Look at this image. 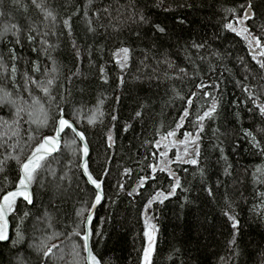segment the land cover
Segmentation results:
<instances>
[{"label": "trees", "instance_id": "1", "mask_svg": "<svg viewBox=\"0 0 264 264\" xmlns=\"http://www.w3.org/2000/svg\"><path fill=\"white\" fill-rule=\"evenodd\" d=\"M36 3L43 9L33 0H0V28L13 24L20 28L15 35L8 32L0 37V63L6 65L0 68V88L16 101L15 106L0 104V194L15 188L19 162L43 136L54 133L51 119L47 126L42 122L45 114H55V108L50 110L48 97L36 85L25 90V73L37 81L54 77L51 95L57 103L61 95L69 97L61 106L66 108V118L75 120V127L84 135L88 173L102 182L103 198L95 207L93 224L102 236L93 233L90 239L101 264H142L146 223L157 229L152 264H264V201L259 195L264 193V172L257 173L258 167L264 170V154L244 135L245 130L252 131L264 145V119L258 110L255 115L249 111L253 105L243 87L254 93L264 91V69L253 60L256 53L247 42L224 27L244 15L247 2ZM251 3L254 18L244 25L264 45V0ZM45 11L55 19L46 17ZM157 25L164 32L157 31ZM45 32L48 44L54 46L48 49L56 62L57 71L52 76L44 74L45 68H53L52 61L43 51L39 57L31 51L41 46ZM28 35L36 38L35 44L27 40ZM16 39L21 44H16ZM194 43L205 46L197 49L192 47ZM124 47L129 54L121 68L123 53L119 49ZM9 48L22 57L16 63L14 82ZM76 50L81 53L79 58ZM256 57L264 62V56ZM33 62L40 72H33ZM202 83L207 87L199 89ZM204 92L221 100L214 116L204 121L198 164L175 162L180 187L163 203L155 202L152 212L144 217L146 202L172 183L167 171L158 165L157 141L172 130L180 138L185 132L195 135L197 115L212 103ZM193 93L197 95L193 97ZM33 98L39 103L33 104ZM258 102H264V95ZM17 107L23 108L19 117L15 115ZM185 108L190 115L181 122L183 127L176 129ZM97 109L102 115L96 114ZM137 112L141 116L137 117ZM89 118H93L92 123ZM81 156V143L67 130L30 187L33 203L18 198L8 216L10 239L0 242V264H17L18 257H23L24 264H43L45 260L46 264H83L85 253L76 247L82 241L69 233L78 223L77 210L91 208L96 190L82 174ZM13 157H19V162ZM145 176L148 179L139 187L140 178ZM225 211L238 221L236 229ZM18 227L24 239L13 246ZM53 232L59 235L53 236ZM234 233L235 247L229 245ZM42 242L40 254L36 247H30ZM53 245L52 254L44 258L42 251Z\"/></svg>", "mask_w": 264, "mask_h": 264}, {"label": "snow or ice", "instance_id": "2", "mask_svg": "<svg viewBox=\"0 0 264 264\" xmlns=\"http://www.w3.org/2000/svg\"><path fill=\"white\" fill-rule=\"evenodd\" d=\"M16 2V0H14ZM33 4L40 9H43L42 4H37L36 0H33ZM253 5L251 3V0H249V3L246 7L242 9L244 15L237 19V24L240 25L239 29L235 27L233 24L229 23L226 24L224 27L234 33H236L237 36L242 37L248 45L251 47L253 44L257 49H264V45H262L261 38L254 36L251 31L249 30V27L244 26V22L248 20H252L254 18V13L252 11ZM105 11H108V9H105ZM228 11H233L229 9ZM46 17H52L54 20L55 17L50 11H45ZM0 15H3V13H0ZM141 21H143L144 17H140ZM65 27L69 28V33H71V28L69 26V21H64ZM157 31L164 32V29L162 27H159V25L156 26ZM92 29L90 28V31ZM8 32H12L13 35L20 32V28L13 24L11 26L5 25L2 28H0V37L5 36ZM48 36V33L45 32L41 36L40 47H33L31 51L37 53V56L41 54L43 51L44 55L52 61L53 68L51 70H48L45 68V76H52L53 73L57 71L55 67V60L52 59L51 54L49 53L48 49L53 48V45L48 44V41L46 37ZM27 40L31 42L32 44H35L36 38L32 35H28ZM16 44H21L20 39L15 40ZM46 46V47H45ZM205 45L203 44H193L192 47L200 49L203 48ZM75 48V45H73ZM121 53H123V60L120 61L121 68H124L126 66L127 60H128V54L129 49L127 47L119 49ZM261 56H264V50L260 51L259 53ZM81 55L79 50H76V56L79 58ZM8 56L10 58V61L12 62V76H13V82L15 81V77L17 75V67L16 63L22 58L20 57L14 48L8 49ZM253 60H256V62L259 64L261 69H264V62L257 60V57L255 54H253ZM33 67V72L38 73L40 72L39 65H36L35 62ZM6 65L3 63H0V68H5ZM101 73H103L104 69L101 67L100 69ZM181 72L184 70L181 69ZM247 79V77H246ZM55 83V78H48L46 80L37 81L33 79L32 77L28 76L27 73H25V90H28V86L30 84L36 85L38 88L41 89V91L45 94L46 97H48V103L50 105V110L52 107L55 108V114L49 117L47 114H45V118L43 120V124L47 126L49 119L52 120L53 128H54V135H47L43 136L38 145L33 149L32 154L23 162H19V157H13L14 159H17L19 162V168H20V175L18 183L15 185V189L12 191H7L4 194H0V242H7L10 239L9 236V229H8V216L10 213H12L15 210L17 199L22 197L24 201H27L28 204L33 203V193L30 191V187L33 184L34 180L36 179L39 170L42 169L44 163H46L47 158L51 156L53 152L57 150V145L59 143V140L62 138V134H65L67 130H71L73 136L75 138H78L81 142L84 141V135L82 132L77 131V129L74 127V124L76 123L75 120H69L66 118L67 111L64 106H61L62 104L66 105L68 103V96L61 95L60 96V103L56 102V98L51 95L52 86ZM199 89H203L207 87V85H204L203 83L197 86ZM218 88L219 86L216 85ZM244 91L248 93L246 99L251 102L253 105V108H250L249 111L253 113V115L256 114L257 110L262 119H264V102H258L261 99V96L264 95V91H259L257 93H254L250 87L243 86ZM197 93H193L192 96L195 97ZM203 95L205 97H211L212 103L210 106H208L207 110L203 111L202 115H197L196 120L194 122L195 125H198L196 127V133L193 135L190 132L184 133V141H180V143H184L187 145L189 142L193 145V148L191 152H189L188 148L185 147L184 150V156L182 157L179 153H177L176 156V163H189L192 165L198 164V157L200 155V149H199V141L201 138V133L204 131V121L206 119H210L214 116V114L217 112V109L220 104L221 97L219 96H212L209 92H204ZM39 103V101L36 98H33V104ZM102 103V101H101ZM188 103L191 105L193 103L192 99L189 98ZM0 104H12L13 106L16 105V101L11 99V94L3 89L0 88ZM23 111V108L17 107L16 108V117H19L20 113ZM102 115V113H97ZM31 115V113H29ZM190 115L189 109L185 108L183 113L180 115V121L176 122V129H181L183 127V124L181 123L186 118H188ZM136 116H141L140 112L136 113ZM0 119H3L0 117ZM113 120H116L117 117L113 116ZM89 123L93 122V118H89ZM127 125L125 126V130H127ZM261 131H264L262 129ZM176 135V130L169 131L167 133V137H172ZM244 135L246 138L249 139L250 144L252 147L257 148L261 151L262 154H264V145H262L261 141L257 140L256 136L253 135L252 131L245 130ZM165 137V139L167 138ZM30 134V139H31ZM109 141L111 142L112 137L109 135L108 137ZM73 144L76 143V140L73 139ZM159 141H157V145H159ZM83 153L85 156L88 154V146L86 143H84ZM221 151H223L221 149ZM167 154L162 152L161 156H166ZM3 162H0L2 164ZM169 163H173L172 161H169ZM84 173L88 175V181L95 186L96 192H95V199L91 202V208H88L87 206L82 207L77 210L76 216L78 218V223L73 228V231L69 233L70 236H76L79 237L82 241V245H76V247L81 248L83 253H86L85 256H83L81 259L83 260V264H101V261L97 259V255H95L90 247V239L95 233L97 236H102V233L99 230H94L93 224H94V209L97 204H99L103 198V190H102V182L98 181L97 179H93L91 174L88 173L87 165H82ZM157 169L155 167L152 168V171L155 172ZM161 171H168L169 176L172 178V183L170 185V192L168 195H173L176 192V189L180 187V179L176 176L175 172L171 169H168L166 167L161 168ZM130 171L126 169V172ZM187 171V169H185ZM228 169H225V173L227 174ZM264 172L261 168H257V173ZM201 175H203V172H201ZM256 173H254V176ZM148 179L147 176L140 178L139 187L144 186L145 180ZM261 182H264V179L261 180ZM123 188V185L120 186ZM135 191V189L133 190ZM129 195H132L133 193H128ZM209 194H211V190H209ZM262 201H264V193L259 194ZM161 196L164 197V199H167L168 196H165L162 192H157L155 196H153L151 199H149L148 204L145 205V210H147L154 201L159 199ZM161 203H163V200H160ZM28 213H25V216H27ZM224 215L228 217L229 220H231L233 229H236L238 221H236V218L233 215H230L229 212L225 211ZM264 215V213H262ZM45 216L47 217L48 214L45 213ZM49 227H51V224H49ZM149 227L151 230H149ZM157 229L156 226L153 224L149 226L147 223L145 225V232L144 236L147 240L146 245L143 248V258H142V264H152L151 257L152 253L155 250V233ZM59 235V233L53 232V236ZM24 237L21 234V231L19 227L17 228L16 232V239L12 241L13 246H15L17 243L23 241ZM235 233L233 234V239L229 241V245L235 247ZM30 247H36V250L38 254L41 253V249H43L44 245L43 242L41 245H31ZM56 246L53 245L51 248H47V250L42 251V256L44 258H48L52 252L53 248ZM77 256H79V252L76 253ZM17 264H24L23 257H18ZM43 264H46V260L43 262Z\"/></svg>", "mask_w": 264, "mask_h": 264}, {"label": "rangeland", "instance_id": "3", "mask_svg": "<svg viewBox=\"0 0 264 264\" xmlns=\"http://www.w3.org/2000/svg\"><path fill=\"white\" fill-rule=\"evenodd\" d=\"M231 24H233L238 29L240 27V25L237 24V19H235L233 22H231ZM250 48H251V50L255 51L256 55H259L260 51H262V49H257L254 44ZM165 137H167V134L163 135L160 138L161 139L160 145H159V148H160V152H159L160 157L158 159V162H159L158 165H160V168L166 167L168 169H171L172 171L175 172L176 176L178 177V171L176 170L175 164H174L175 161H176L177 153H179L183 157L184 156L185 147H187L188 150H189V152H191V150L193 148V145L190 142L187 145H185L184 143H180V141H184L185 137L180 138L179 136H177V134L175 136H172V137H167L166 139H165ZM33 149H35V147ZM32 151L30 152V154L32 153ZM162 152L166 153L167 155L166 156H161V153ZM30 154L27 157H29ZM169 161H172L173 163H169ZM165 171H167V170H165ZM167 173H168V171H167ZM14 189H12V190H14ZM170 190H171L170 188L168 190H158V191L155 192V194L153 196H155L157 192H162V193H164L165 196H170V195H168V193L170 192ZM163 199H164V197L161 196L159 199H157L156 201H154L152 203V205L147 210H145V206H144V217H147V215L150 212H152L153 204L155 202H158V201L163 200ZM148 201L146 202V204H148ZM146 243H147V240H146Z\"/></svg>", "mask_w": 264, "mask_h": 264}, {"label": "water", "instance_id": "4", "mask_svg": "<svg viewBox=\"0 0 264 264\" xmlns=\"http://www.w3.org/2000/svg\"><path fill=\"white\" fill-rule=\"evenodd\" d=\"M244 1H246L247 2V4L249 3V0H244ZM74 127H75V125H74ZM76 128V127H75ZM77 129V128H76ZM77 131H79L78 129H77ZM80 132V131H79ZM55 133H53V134H50V135H54ZM79 140V139H78ZM60 141H61V139L59 140V143H58V145H57V148L59 147V145H60ZM79 142L81 143V152H82V156H81V163H80V166H81V171H82V174L86 177V179H87V181H88V175H86L85 173H84V170H83V167H82V165H84V164H86V160H87V156H85L84 155V153H83V151H82V149H83V146H84V143H86L85 142V140L83 141V142H81L80 140H79ZM87 144V143H86ZM54 153V152H53ZM32 154V153H31ZM30 154V155H31ZM88 155V154H87ZM28 157H26L23 161H25L26 159H27ZM89 182V181H88ZM90 183V182H89ZM91 184V183H90ZM92 185V184H91ZM94 188H95V186L94 185H92ZM14 189V188H13ZM96 190V189H95ZM9 191H11V190H9ZM98 205V204H97ZM96 205V206H97ZM95 210V209H94ZM93 210V211H94ZM8 227H9V223H8ZM85 255H86V253H85Z\"/></svg>", "mask_w": 264, "mask_h": 264}]
</instances>
